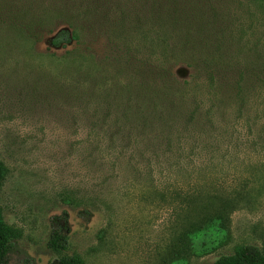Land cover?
Returning a JSON list of instances; mask_svg holds the SVG:
<instances>
[{
    "label": "rangeland",
    "instance_id": "1",
    "mask_svg": "<svg viewBox=\"0 0 264 264\" xmlns=\"http://www.w3.org/2000/svg\"><path fill=\"white\" fill-rule=\"evenodd\" d=\"M216 3L206 37L219 67L211 91L192 85L198 110L190 92L150 93L149 30L121 35L117 19L70 13L67 0H0V209L21 233L10 264H214L264 247V0ZM65 16L83 46L48 44ZM223 208L227 230L214 233ZM64 212L60 254L47 243Z\"/></svg>",
    "mask_w": 264,
    "mask_h": 264
},
{
    "label": "trees",
    "instance_id": "2",
    "mask_svg": "<svg viewBox=\"0 0 264 264\" xmlns=\"http://www.w3.org/2000/svg\"><path fill=\"white\" fill-rule=\"evenodd\" d=\"M67 1L70 13L83 9L84 14L96 22L117 19L119 26L116 29L120 30L121 35L127 33V30H149L150 34H155V37L150 36L149 47L150 50L155 47L160 49V54H156L155 60H152L151 50L150 59L145 65L146 78L150 82V93L153 96L158 93L176 95L175 99L180 100L184 94L190 92L194 95V100L198 102H194L195 109L202 108L203 100L199 98V95L202 96V94L200 91L195 93V88L192 85H198L197 81L203 78L204 83L208 84L210 89V85L217 76L215 69L219 66L210 62V45L206 37L212 25L210 15L217 11H212L217 7V0ZM131 14L133 18L129 21L128 18ZM116 15L121 18V21ZM57 27L58 31L54 33L55 35L47 40L52 48L63 49L68 46L81 47L84 45L82 34L78 31L80 29L72 17L66 18L65 16L61 25ZM41 29L44 30L39 24L36 29L31 30ZM156 30H159L160 33L158 34ZM182 30H186V32L183 33ZM36 35V37H41V34ZM115 36L118 37L116 34ZM112 43L115 45L114 42ZM190 44L193 45L191 50H188L187 47ZM180 48L183 51H179ZM203 52L205 54H202ZM164 58L171 59L174 64L165 68ZM184 74L189 76L190 82L185 80ZM210 91L207 92L208 95ZM7 176L8 168L0 159V189ZM224 212L226 214L227 210L223 208L210 219L209 227H212V232L227 230ZM91 215L88 210L80 212V216L84 219H89ZM68 218L67 212L52 218L51 233L47 245L56 253L61 254L68 249L71 232ZM202 230V227H199L196 232L201 233ZM20 236L21 233L18 229L4 221L0 209V264H10L11 254ZM55 264H85V262L79 256L65 255L58 258ZM214 264H264V247L251 244L239 246L232 253L219 256Z\"/></svg>",
    "mask_w": 264,
    "mask_h": 264
}]
</instances>
